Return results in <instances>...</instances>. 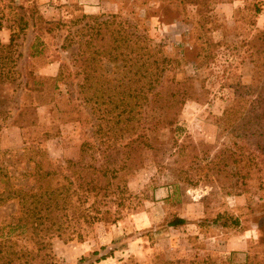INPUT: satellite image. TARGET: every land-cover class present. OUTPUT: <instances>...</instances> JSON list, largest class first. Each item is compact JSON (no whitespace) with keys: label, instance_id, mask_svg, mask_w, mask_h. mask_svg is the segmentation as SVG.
I'll list each match as a JSON object with an SVG mask.
<instances>
[{"label":"rangeland","instance_id":"rangeland-1","mask_svg":"<svg viewBox=\"0 0 264 264\" xmlns=\"http://www.w3.org/2000/svg\"><path fill=\"white\" fill-rule=\"evenodd\" d=\"M263 29L264 0H0V241L16 264H264V149L218 119L232 102L236 122L264 107L251 56ZM165 57L163 75L191 94L176 137L197 155L188 162L190 147L178 158L172 148L158 164L149 151L133 173H118V193L102 206L115 222L87 226L60 195L62 236H45L39 251L36 203L79 158L91 108L107 109L97 96L133 83L146 105L138 87L150 61ZM262 125L253 130L264 146ZM148 136L173 144L166 127ZM173 215L186 223L167 225Z\"/></svg>","mask_w":264,"mask_h":264},{"label":"trees","instance_id":"trees-1","mask_svg":"<svg viewBox=\"0 0 264 264\" xmlns=\"http://www.w3.org/2000/svg\"><path fill=\"white\" fill-rule=\"evenodd\" d=\"M194 2L197 3V0ZM254 9L259 12L260 4L256 3ZM10 45L11 42L6 46L10 47ZM252 48L251 56L254 65L252 78L256 84L254 85L255 90H258L260 95H264V29ZM77 55L81 58L79 51ZM168 60L165 57L154 58L150 61V74L145 76L146 81H143L142 85L138 87L139 91L144 90L143 93L145 92L141 101H145L146 105H143L136 95H132L133 88L137 90L133 83L130 85L126 82L118 83L117 87L121 88L118 92H108L107 95L100 94L97 96L94 103L97 104L98 108L99 105L105 103L108 105L107 109H104L103 114L99 115L95 109L93 110V107L91 108L92 117L90 121H92L91 127L94 130L92 129L91 134L81 142L79 158L68 161L69 164L66 167L68 173H63L62 180H57L60 186L56 188L54 193L51 191L46 200L40 201L39 204L36 203V216L44 219L41 222H36L35 225H31L35 236H37L36 243L39 251L45 247L43 240L45 236L53 234L58 237L62 236L61 229L64 221H61V215L53 211V208L56 207L54 204H59L60 195L63 194L64 200L67 199V208L72 213L71 217L73 218L74 214L79 213V217L83 218V222L87 226H91L95 222L104 224L115 222L116 217L112 215L111 209H102V206L118 193L119 186H121L120 180H122L118 173H133L142 166L144 156L149 151L156 163L161 164L159 161H162L163 154L167 150L174 148V153L176 152L178 158L182 153L185 154L187 147H190L188 162L193 161L197 155L194 153L196 151L194 143L186 138L179 142L176 137L180 110L185 101L191 97V94L183 87L185 83H178L175 79L163 75L166 67L163 65L160 67L158 62H167ZM132 64L134 62L131 64L125 62L123 67H132ZM141 66L142 64L139 65V67ZM63 67L64 63H59V71L53 78L55 81L62 78ZM130 70L128 69L127 72ZM80 86L83 88L84 82L82 85L80 83ZM106 88L111 91L114 85ZM131 97L135 100L132 105H130ZM235 108L236 102H232L223 110L221 117L218 118L220 125L224 127L236 125L238 129L243 128L242 137H248L249 140L254 139L257 148L262 151L264 149V146L261 145L262 131L260 128L253 130V127L263 126L264 107L247 121L241 119L238 122H236L238 115H236ZM163 127H166L171 133L173 140L171 146L154 143L148 136L149 133ZM170 154H173L172 151ZM261 160L264 161L263 158ZM59 189L61 190L58 192ZM73 196H75V203L71 199ZM51 201L53 202L50 203ZM86 203H88L87 206H85ZM38 205L40 206L38 207ZM185 223L186 219L179 215H173L167 221V225L172 227H179ZM69 226L71 225L68 224L67 227ZM73 232L77 231L69 232L66 240H72ZM77 237L82 239L81 232L77 233ZM93 253L97 254L95 251ZM28 254L31 252L20 255L26 256ZM262 254H264V249H262ZM17 255L15 251L0 241V264H16ZM37 255L39 256V253ZM255 256L257 255H253V257ZM33 257L35 258V256ZM262 257L264 258V255ZM40 258H44V256L40 255ZM100 258H103V255ZM83 261L84 259L81 257L80 262ZM17 264L21 263L18 262Z\"/></svg>","mask_w":264,"mask_h":264}]
</instances>
